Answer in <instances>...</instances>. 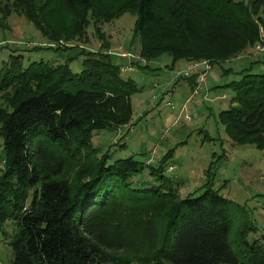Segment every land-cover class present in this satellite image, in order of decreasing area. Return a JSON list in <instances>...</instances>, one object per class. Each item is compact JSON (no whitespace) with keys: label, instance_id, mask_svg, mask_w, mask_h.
Here are the masks:
<instances>
[{"label":"trees","instance_id":"16d2710c","mask_svg":"<svg viewBox=\"0 0 264 264\" xmlns=\"http://www.w3.org/2000/svg\"><path fill=\"white\" fill-rule=\"evenodd\" d=\"M12 13L47 48L86 44L89 25L99 46L23 69L19 56H9L0 73V234L7 237L2 227L10 222L8 264H264V237L249 241L255 228L246 222L231 232L232 204L211 188L209 168L201 193L180 198L178 183L164 176L170 152L151 167L132 157L110 162L91 146L96 132L129 124L130 97L140 90L100 52L108 46L99 24L134 16L129 44L138 43L145 63L165 54L172 64L213 66L260 43L264 0H0V27ZM78 56L81 71L72 73L68 63ZM195 78L185 79L192 89ZM224 87L233 93L218 115L226 136L264 152V74ZM144 172L151 182L139 181Z\"/></svg>","mask_w":264,"mask_h":264},{"label":"rangeland","instance_id":"374dc122","mask_svg":"<svg viewBox=\"0 0 264 264\" xmlns=\"http://www.w3.org/2000/svg\"><path fill=\"white\" fill-rule=\"evenodd\" d=\"M134 19L123 14L98 25L108 46L100 52L109 54L110 62L124 70L121 77L132 80L140 90L130 97L129 124L116 131L96 132L91 139L92 148L106 152L110 162L132 157L151 167H156L170 152L164 164V176L178 183L180 198L193 191L196 195L201 193L198 188L206 182L209 168L207 180L211 188L232 204L231 232L246 222L255 228L247 237L249 241L264 237V152L252 145L232 143L218 118L221 111L230 107L233 95L224 85L246 73L264 74V62L244 54L210 66L201 77L198 74L202 69H199L198 74L178 78L177 74L185 69V61L172 64L165 54L146 63L138 59V43L129 44ZM1 25L4 27H0V73L8 68L9 56H19L18 66L23 69L31 62L64 63L81 48L98 51L99 42L91 25L86 30V44L59 41V46L73 47L63 52L47 48L48 42L20 16L12 13ZM82 59L78 56L68 63L72 73L81 71ZM132 61L140 68L131 65ZM193 75L196 85L192 89L185 79ZM146 179L151 182L144 172L139 181ZM2 230L7 237L0 234V264H8L11 257L6 241L13 226L6 222Z\"/></svg>","mask_w":264,"mask_h":264},{"label":"built area","instance_id":"2783aa9c","mask_svg":"<svg viewBox=\"0 0 264 264\" xmlns=\"http://www.w3.org/2000/svg\"><path fill=\"white\" fill-rule=\"evenodd\" d=\"M259 36H260V43H257L253 47V52L258 55L264 56V33L259 30ZM210 68L209 64L206 61H197V62H190L188 66L183 70V72L177 74V76L186 77L191 74H198L199 69H202L200 74L198 76H202L204 72H206ZM124 70L121 69V72ZM127 71H129V68H127ZM179 76V77H180Z\"/></svg>","mask_w":264,"mask_h":264},{"label":"crops","instance_id":"0c3cea01","mask_svg":"<svg viewBox=\"0 0 264 264\" xmlns=\"http://www.w3.org/2000/svg\"><path fill=\"white\" fill-rule=\"evenodd\" d=\"M246 55H252V56H254L255 58H256V60L258 61V62H260V63H263L264 62V56H262V55H258V54H255L253 51H251V52H249V53H247ZM188 64L189 63H187L186 62V66H185V68L188 66Z\"/></svg>","mask_w":264,"mask_h":264}]
</instances>
